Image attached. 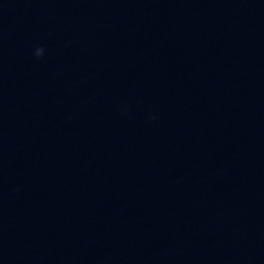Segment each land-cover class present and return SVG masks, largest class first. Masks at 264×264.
<instances>
[{
    "label": "water",
    "instance_id": "obj_1",
    "mask_svg": "<svg viewBox=\"0 0 264 264\" xmlns=\"http://www.w3.org/2000/svg\"><path fill=\"white\" fill-rule=\"evenodd\" d=\"M233 214L264 264V0H135Z\"/></svg>",
    "mask_w": 264,
    "mask_h": 264
},
{
    "label": "clouds",
    "instance_id": "obj_2",
    "mask_svg": "<svg viewBox=\"0 0 264 264\" xmlns=\"http://www.w3.org/2000/svg\"><path fill=\"white\" fill-rule=\"evenodd\" d=\"M43 55H44V49H43L42 47H37V48L35 49V56H36L37 58H42Z\"/></svg>",
    "mask_w": 264,
    "mask_h": 264
}]
</instances>
